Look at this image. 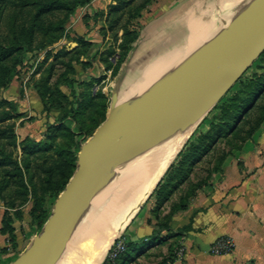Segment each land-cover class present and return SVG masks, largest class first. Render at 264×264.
<instances>
[{
  "label": "rangeland",
  "instance_id": "1",
  "mask_svg": "<svg viewBox=\"0 0 264 264\" xmlns=\"http://www.w3.org/2000/svg\"><path fill=\"white\" fill-rule=\"evenodd\" d=\"M107 1L98 0V6H89V3L80 7L68 20L65 36L58 43H50L48 37L38 35L31 49L24 48L23 52L8 60L0 57V67L17 64L18 71V75L13 78L17 82L16 95L10 94L12 83L7 88L0 87V113L8 111L11 103L17 115V118L0 125V146L11 152L24 168L23 180L29 192H32L34 185L41 192L48 170L66 155L62 148L72 147V152L78 157L80 149L74 148L76 139L84 144L92 137L96 131L93 129L94 120L100 118L103 110L105 119L107 117L112 91L119 88L124 92L131 86L124 84L131 64L144 63L158 44L167 39L174 24L175 28L182 26L180 28L185 32L189 25L188 18L191 17V20L195 17L196 9L200 8L199 3L202 2L206 9V4L212 0H126L112 16L109 14L112 2L107 6ZM247 1L252 0H243ZM17 3L16 0H0V40L7 44L15 35L14 32L17 34L21 27H31L36 14L33 9L19 10ZM65 15L64 12L56 13L52 19L57 23L64 20ZM232 19L231 16L225 20L221 27ZM128 33L130 35L127 38L125 35ZM134 35L137 37L125 52L122 48L124 39L129 40ZM81 38L84 42H80ZM164 47L162 45L161 50ZM17 60L21 63H17ZM254 73L264 75V57L260 56L244 77ZM1 75L4 74L0 72V79ZM44 83L52 90L51 93H46L47 109L35 90L36 86L40 87ZM239 89L238 81L196 126L147 202H144L119 238L141 221L147 209L148 216L145 220L148 225L157 228L168 219V223L172 222L174 214L178 212H173L174 209L181 204L190 205L203 189L218 186L221 179L216 177L223 175L224 164L235 162L243 165L247 158L243 148L255 133L246 141L244 139L264 116V96L258 100L255 110L246 115L242 112L243 122L238 124L239 118L234 122L229 117L232 114L224 118L217 107L228 102ZM7 127L10 130L4 135L2 131ZM234 127L239 128L237 134L227 135L234 131ZM258 131L264 132V122ZM71 134L76 137L72 138ZM208 134L218 135L214 136L218 137L216 141H204L203 147H208L209 151L200 156H191L189 143L198 144L200 141L197 142V139ZM34 143L39 146L31 151ZM45 144L47 146L43 149L42 145ZM26 164H29L28 170L25 168ZM76 168L77 160L75 170ZM204 182H208L210 186H200ZM161 183L163 186L160 188ZM20 189L13 173L0 170V207L14 203L16 206L23 205L21 210L31 208L32 198L30 195L20 196L23 192ZM159 189H165L162 192V204L155 195ZM101 191L91 190L84 214L90 210L95 199L100 197ZM46 202L52 212L55 203L53 197L48 195ZM151 205L152 208H149ZM39 232L37 230V234ZM163 233L166 236H161ZM162 234L157 240L169 244L168 256L163 264H264V251L247 252L232 237L223 236L233 241V251L218 255L212 252V246L219 238L209 246L195 240L192 245L186 241L188 233L182 228L177 233L170 228L169 231H162ZM143 245L140 242L137 248L140 249Z\"/></svg>",
  "mask_w": 264,
  "mask_h": 264
},
{
  "label": "water",
  "instance_id": "2",
  "mask_svg": "<svg viewBox=\"0 0 264 264\" xmlns=\"http://www.w3.org/2000/svg\"><path fill=\"white\" fill-rule=\"evenodd\" d=\"M263 52L264 0H253L194 62L130 102H120V90L115 88L107 117L81 145L77 168L55 201L51 216L10 264H57L84 215L91 185L115 168L118 157L152 134L211 109Z\"/></svg>",
  "mask_w": 264,
  "mask_h": 264
},
{
  "label": "bare ground",
  "instance_id": "3",
  "mask_svg": "<svg viewBox=\"0 0 264 264\" xmlns=\"http://www.w3.org/2000/svg\"><path fill=\"white\" fill-rule=\"evenodd\" d=\"M250 3L212 0L206 4V9L202 2L199 3L200 8L196 9L195 17L187 21L189 25L185 32L167 36L144 63L131 64L124 83L131 86L124 92L119 89L120 102L132 101L194 62L226 27H221L222 23L231 16H239ZM162 45L165 46L163 50ZM209 109L152 134L118 157L115 168L102 181L91 185L90 190L101 189V195L80 218L57 264L104 262L114 241L129 226Z\"/></svg>",
  "mask_w": 264,
  "mask_h": 264
},
{
  "label": "crops",
  "instance_id": "4",
  "mask_svg": "<svg viewBox=\"0 0 264 264\" xmlns=\"http://www.w3.org/2000/svg\"><path fill=\"white\" fill-rule=\"evenodd\" d=\"M111 2L108 0L106 5L109 6ZM94 4L98 6L100 2L91 0L89 6ZM180 27L182 26L175 28L174 24L168 36L180 33ZM16 84L15 80L12 81L10 94H17ZM243 152L247 156L243 165L235 162L224 164L223 175L216 177L221 179L218 186L203 189L186 209L174 214L169 223L174 233L179 228L190 227L186 241L192 245L193 242L200 241L209 246L216 239L228 236L247 252L264 251V132H256L244 146ZM30 209L22 210V220H14L12 227L16 241L11 243L9 234H2L1 230L6 211L10 215L14 211L0 207V264L12 263L37 235V229L30 224ZM148 210L141 221L122 237L132 249L128 264H163L168 256L169 244L154 239L155 227L146 223ZM140 242L144 245L138 249L137 244Z\"/></svg>",
  "mask_w": 264,
  "mask_h": 264
},
{
  "label": "trees",
  "instance_id": "5",
  "mask_svg": "<svg viewBox=\"0 0 264 264\" xmlns=\"http://www.w3.org/2000/svg\"><path fill=\"white\" fill-rule=\"evenodd\" d=\"M18 3L16 6L19 10H29L33 9L35 10V18L33 20V24L30 28L21 27L20 31L16 34L14 32V36L10 39L8 44L4 40H0V57H2V60H8L16 56L18 53L23 52L22 49L29 48L36 43V37L38 35H42L49 38V42L56 44L58 43L63 37L65 36V30H66V24L68 20L73 16L76 11L80 7H84L90 3V0H16ZM112 4L109 6V14L112 16L116 11L120 9V7L125 4L126 0H111ZM143 10L144 6L141 7ZM139 12V8H137ZM64 12L65 19L61 20L59 22L53 21L52 17L56 13ZM129 33L125 35L127 38L129 37ZM137 35L132 36L131 39H124L123 43V50L126 52L128 49H130L132 40H135ZM80 42H84V39H79ZM74 53V52H71ZM70 53V54H71ZM261 57H264V52L261 54ZM1 60V61H2ZM17 63H21V61L17 60ZM17 64H14L10 67L7 66H1L0 72L4 75H1L2 78L0 79V87L1 88H7L13 81V78L18 75L17 71ZM49 86V85H48ZM47 86V83H44L42 86L37 87L36 86V92L38 93L39 98L41 99V102L43 103V106L45 109H47V101L46 93H51L52 90ZM239 86L240 89L237 93L233 95V97L226 103H222L217 107V109L220 111V114L222 117H226L230 114H232L231 121L236 120L239 118L238 124L242 123V112H244L246 115L248 112H252L256 109L258 106L257 102L260 100L261 96H264V75L259 73H254L253 75L249 77H242L239 80ZM0 88V89H1ZM104 109V108H103ZM16 109L14 105H11L10 103V109L8 111H5L3 113H0V125L6 124L8 121H11L15 118H17L15 115ZM105 121V110H103L102 115L100 114V118H96L94 120V126L93 129H97L103 122ZM234 122V121H233ZM258 123V127L256 126L254 130L250 131L247 134V138L244 140L246 141L248 138L252 137L254 133L257 132L259 127L264 122V116L260 119ZM239 127V126H238ZM238 127H234V131L231 133H228L227 135H236L238 131ZM10 130L9 127L4 129L2 133L5 135ZM81 130H84V128H81ZM239 134V133H238ZM218 135L208 134L203 135L199 137L197 140V143H189L188 150L192 152L191 156H200L207 151H209V148L203 147L204 141L206 140H214L216 141L218 137H214ZM71 137L74 138L73 134H71ZM244 141V142H245ZM75 149L81 148V143L76 139L75 141ZM12 144V143H11ZM38 144H33L32 148H30L31 151L34 150V148ZM39 146V145H38ZM47 145H42L43 149H45ZM5 148V147H4ZM3 148V146H0V170L4 171L8 174L13 173L14 176L17 177V183L21 187L20 190L23 192L20 193V196L26 197L30 195L32 198V207L30 209L29 215L31 218V227L36 228L38 231L41 232L44 224L51 216V209L48 208L46 197L48 195H51L53 197V202H55L60 195V193L65 189L66 185L68 184L69 180L73 176L75 172V162L77 160V156L72 152V147L69 148H62V150L66 153L65 156H63V159L61 161H57V165H55L53 168L48 170V176L46 179H44L43 182V189L41 187V192L37 189L36 185L32 187V192L30 193L28 191L27 186L24 184L23 180V174H24V168L21 164L13 157V154L9 151H6ZM26 170L29 169V164L25 165ZM20 180V181H19ZM163 186V183L160 184V188ZM200 186H210L208 182L202 183ZM163 190V191H162ZM157 190L155 192V195L157 199L160 200V204H162L163 201H161L162 192H164L165 189ZM1 194V193H0ZM163 200H166L165 198ZM23 205L16 206L13 204H6V208L8 210H12L13 215H10L8 211H6L4 220H3V228L1 230L2 234H9L11 243H14L16 241V237L14 235V228L12 227V224L14 220H22L23 218V211L21 210ZM187 204H181L178 206V208L173 210L180 211L187 208ZM169 220V219H168ZM166 221L165 223H161L158 225L157 228L153 231V238L157 239L159 235L162 234V231L164 230H170L169 227V221ZM184 232L190 231V227H184L182 229ZM131 247L127 244L126 251L121 255L118 264H128L129 257L131 256ZM5 251V250H4ZM3 251V252H4ZM107 259L103 262V264H106Z\"/></svg>",
  "mask_w": 264,
  "mask_h": 264
},
{
  "label": "built area",
  "instance_id": "6",
  "mask_svg": "<svg viewBox=\"0 0 264 264\" xmlns=\"http://www.w3.org/2000/svg\"><path fill=\"white\" fill-rule=\"evenodd\" d=\"M233 241L228 237L219 238L212 246L214 254L223 255L229 254L233 251ZM127 243L122 239H117L106 256V264H118L121 255L126 251Z\"/></svg>",
  "mask_w": 264,
  "mask_h": 264
}]
</instances>
